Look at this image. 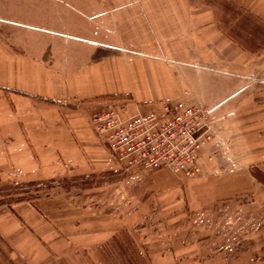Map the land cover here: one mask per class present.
<instances>
[{
	"label": "rangeland",
	"instance_id": "1",
	"mask_svg": "<svg viewBox=\"0 0 264 264\" xmlns=\"http://www.w3.org/2000/svg\"><path fill=\"white\" fill-rule=\"evenodd\" d=\"M205 1L221 32L264 72V0ZM0 40L57 72L132 53L110 0H0ZM108 100L88 119L102 148L96 160L65 168L54 162L31 179L0 167V264H264L256 232L264 195L256 200L245 178L233 187L234 172L251 171L264 183V171L235 158L232 131L218 129L210 113L193 151L186 142L191 124L176 119L175 108L202 102L183 98L164 103L162 112L145 107L129 115L127 97ZM107 109L122 119H164L152 130L157 166L137 161L144 149L113 148L98 134L91 117ZM121 233L130 235L122 242L132 259L109 246Z\"/></svg>",
	"mask_w": 264,
	"mask_h": 264
},
{
	"label": "crops",
	"instance_id": "2",
	"mask_svg": "<svg viewBox=\"0 0 264 264\" xmlns=\"http://www.w3.org/2000/svg\"><path fill=\"white\" fill-rule=\"evenodd\" d=\"M110 1L131 54L57 72L0 40V167L31 179L54 162L65 168L96 160L102 148L88 119L110 97H127L129 115L194 98L218 129L232 131L235 158L264 171V93L260 85V92L253 89L258 72L221 32L215 10L205 0ZM233 177L234 188L245 178L255 199L263 197L264 183L251 171ZM256 232L263 247L264 221Z\"/></svg>",
	"mask_w": 264,
	"mask_h": 264
},
{
	"label": "built area",
	"instance_id": "3",
	"mask_svg": "<svg viewBox=\"0 0 264 264\" xmlns=\"http://www.w3.org/2000/svg\"><path fill=\"white\" fill-rule=\"evenodd\" d=\"M253 81L257 82L264 92V72L257 73L253 77ZM184 109V111H181L178 107L175 108L176 119L178 118L185 125L191 124L186 142L194 151L193 145L197 142V134L202 130L205 131L206 127L209 128L210 110L200 103L186 106ZM168 111L170 110L167 109ZM157 118V114L153 113L147 116L136 115L122 119L115 110L107 109L95 113L91 117V122L98 134L104 137L106 143L113 148L126 147L129 150L142 148L144 154L137 161H146V166H157V150L153 148L157 146V133H153L152 130L157 128L158 122L164 120L158 119L157 121ZM153 152L156 155L155 157H151Z\"/></svg>",
	"mask_w": 264,
	"mask_h": 264
},
{
	"label": "trees",
	"instance_id": "4",
	"mask_svg": "<svg viewBox=\"0 0 264 264\" xmlns=\"http://www.w3.org/2000/svg\"><path fill=\"white\" fill-rule=\"evenodd\" d=\"M38 182H28L26 185H34V184H37ZM17 192V191H16ZM124 235H126V234H124ZM124 235L121 233V234H117V235H115L113 238H112V240L109 242V246H110V244H111V246L112 245H114V244H116V246H118L120 249H119V251H120V253L122 254V256L124 255V256H126V258H128V259H132V257H131V253H130V251L128 250V247H126L125 245H124V243L122 242V240L124 239ZM127 239L128 238H130V235L127 233V235L125 236ZM111 250H112V248H111ZM134 250V249H133ZM114 251V250H113ZM134 252L136 253V250H134Z\"/></svg>",
	"mask_w": 264,
	"mask_h": 264
}]
</instances>
